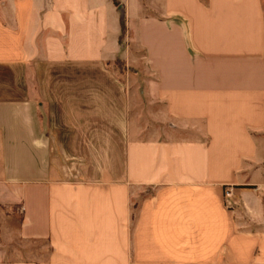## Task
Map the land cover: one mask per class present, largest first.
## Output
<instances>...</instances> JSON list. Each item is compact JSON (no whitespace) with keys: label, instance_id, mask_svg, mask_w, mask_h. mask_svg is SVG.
<instances>
[{"label":"crops","instance_id":"crops-1","mask_svg":"<svg viewBox=\"0 0 264 264\" xmlns=\"http://www.w3.org/2000/svg\"><path fill=\"white\" fill-rule=\"evenodd\" d=\"M118 2L0 0V264H264L263 0Z\"/></svg>","mask_w":264,"mask_h":264},{"label":"rangeland","instance_id":"rangeland-1","mask_svg":"<svg viewBox=\"0 0 264 264\" xmlns=\"http://www.w3.org/2000/svg\"><path fill=\"white\" fill-rule=\"evenodd\" d=\"M263 6H264V0H263ZM121 62L119 60H114L113 62H111L112 68L115 71V73L119 74L122 70H121ZM146 137V136H144ZM153 193V189L150 187H145L143 189H141L139 195L133 199L132 201V207H133V212H135V208L138 205L139 201L148 195H151Z\"/></svg>","mask_w":264,"mask_h":264},{"label":"trees","instance_id":"trees-1","mask_svg":"<svg viewBox=\"0 0 264 264\" xmlns=\"http://www.w3.org/2000/svg\"><path fill=\"white\" fill-rule=\"evenodd\" d=\"M115 5H118L119 2L118 0H113ZM203 2H206V0H203ZM121 28H122V33L124 32V23H123V17L121 18Z\"/></svg>","mask_w":264,"mask_h":264},{"label":"built area","instance_id":"built-area-1","mask_svg":"<svg viewBox=\"0 0 264 264\" xmlns=\"http://www.w3.org/2000/svg\"><path fill=\"white\" fill-rule=\"evenodd\" d=\"M227 195L229 196V195H230V193L228 192V193H227Z\"/></svg>","mask_w":264,"mask_h":264}]
</instances>
